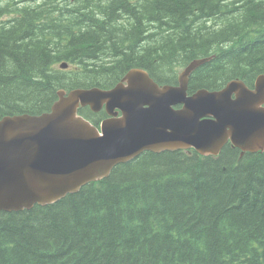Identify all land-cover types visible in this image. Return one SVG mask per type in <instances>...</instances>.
Here are the masks:
<instances>
[{
    "label": "trees",
    "instance_id": "obj_1",
    "mask_svg": "<svg viewBox=\"0 0 264 264\" xmlns=\"http://www.w3.org/2000/svg\"><path fill=\"white\" fill-rule=\"evenodd\" d=\"M208 56L190 92L252 86L264 0H0V119L50 110L60 88L113 87L133 67L176 83ZM0 264H264V150L145 151L55 203L1 210Z\"/></svg>",
    "mask_w": 264,
    "mask_h": 264
},
{
    "label": "water",
    "instance_id": "obj_2",
    "mask_svg": "<svg viewBox=\"0 0 264 264\" xmlns=\"http://www.w3.org/2000/svg\"><path fill=\"white\" fill-rule=\"evenodd\" d=\"M209 60L192 61L178 85H160L134 67L112 88H61L46 112L2 117L0 211L55 203L148 150L218 154L228 141L242 153L263 150L264 73L253 88L233 79L220 90L188 94L190 75ZM85 106L110 115L101 130L79 113Z\"/></svg>",
    "mask_w": 264,
    "mask_h": 264
},
{
    "label": "bare ground",
    "instance_id": "obj_3",
    "mask_svg": "<svg viewBox=\"0 0 264 264\" xmlns=\"http://www.w3.org/2000/svg\"><path fill=\"white\" fill-rule=\"evenodd\" d=\"M21 210H24V209H21Z\"/></svg>",
    "mask_w": 264,
    "mask_h": 264
}]
</instances>
